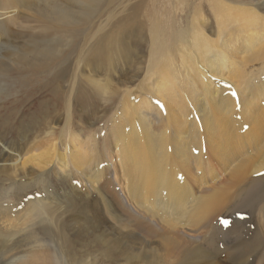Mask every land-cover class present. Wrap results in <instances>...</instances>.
Here are the masks:
<instances>
[{
    "label": "bare ground",
    "instance_id": "obj_1",
    "mask_svg": "<svg viewBox=\"0 0 264 264\" xmlns=\"http://www.w3.org/2000/svg\"><path fill=\"white\" fill-rule=\"evenodd\" d=\"M260 11L223 10L216 21L215 34L195 29L186 52L167 54L166 42L159 33L147 76L135 91L125 92L127 95L115 111H110L114 112L103 127L107 133L104 139L116 143L112 154L103 149L101 153L95 131L73 132L68 115L63 124L48 120L25 153L20 148L1 146L6 150L0 148V172H10L12 178H27L60 167L64 172L60 177L73 184L70 201L46 196L25 201L28 210L24 208L16 219L10 208L0 214L2 256L29 240L26 235L29 227H34L30 220L33 215L40 217L50 211L51 220L59 224L67 214L70 219L76 217L84 222L81 231L63 238L68 255L77 254L76 248L89 240L103 245L109 254L113 244L126 240L129 231L137 232L139 225V241L147 248L155 243L159 256H152V260L139 258V262L124 257L123 264L239 263L225 260L224 255L238 256V246L246 240L234 232L233 244L226 246V231L219 227V221L237 213L233 203L241 195L246 197L241 207L244 211L255 210L264 199V14ZM56 16L57 23L70 21L64 11H58ZM43 61L49 63L50 59ZM116 64L118 67V61ZM89 80L94 84V79ZM224 85L223 90L219 89ZM124 94L120 93L121 99ZM72 106L76 110L80 101L73 100ZM108 181L121 202L110 194ZM80 183H85L87 192L74 187ZM8 192L4 191L5 197ZM93 197L101 211L91 206ZM123 203L132 208L128 217L120 211ZM85 219L93 231L83 228ZM106 225L111 239L103 231ZM254 226L264 240V225ZM185 232L190 233L186 239ZM210 246L215 248L209 251ZM44 248L36 245L20 250L18 260L23 264H66L56 251L57 260L53 262L43 254ZM118 253L123 257V252Z\"/></svg>",
    "mask_w": 264,
    "mask_h": 264
},
{
    "label": "rangeland",
    "instance_id": "obj_2",
    "mask_svg": "<svg viewBox=\"0 0 264 264\" xmlns=\"http://www.w3.org/2000/svg\"><path fill=\"white\" fill-rule=\"evenodd\" d=\"M227 9L232 13L237 10H261L260 13L264 14V0H0V148H20L25 153V148L31 145L34 137L43 132L48 120L55 119L63 124L69 116L73 132L84 134L87 132L85 130L95 131L101 153L103 154V149L112 154L116 143L104 139L107 133L103 127L105 128V123L123 98L135 91L141 84L139 82L144 81L147 76L156 36L162 33L167 54L172 51H189L195 29H205L208 35V32L215 34L216 21L222 11ZM58 11L68 13L70 21L57 23ZM43 58L46 61L50 59L49 63L44 62ZM40 61L42 62L39 63ZM117 61L118 67H115ZM119 62L125 64L126 71ZM111 63L115 64L111 66ZM135 69L139 76L134 73ZM245 71L247 70H242L243 73ZM132 77L135 79H131ZM89 79H94V84ZM225 85L219 89L223 90ZM54 91L56 96L53 95ZM120 93H125L122 99ZM73 100L80 101L77 111L72 106ZM105 108L109 109L106 111ZM62 172L58 167L47 174L27 178L22 175L12 178L10 172H0V214L10 208L12 213H16L12 217H19L24 208L28 210L25 201L44 199L46 196L70 201L73 184L70 179L60 177ZM72 181L76 183L75 178ZM109 182L107 188L110 194H115V199L121 202L120 195ZM84 184H75L74 187L87 192ZM1 191H9V195L5 197ZM92 199L91 206L101 211L98 200L95 197ZM244 199L246 197L241 195L234 201L233 208L237 213L223 217L219 221V227L226 231L223 238L226 246L233 244L231 241L234 232L242 235L240 237L247 243L238 246L239 250L235 255L240 252L241 256L239 254L233 257L227 253L225 258L223 254L222 256L227 261H240L237 264H264V240L254 226L264 225V199L257 207L259 210L256 208L253 211L241 209ZM119 208L126 217L132 213L128 203L121 204ZM47 213L31 217L34 227H29L26 235L30 236L28 241L23 240L22 245L12 247L5 257L2 256L4 247L0 248V264H23L22 260H18L22 256L18 254L20 250L32 249L36 245L44 246L43 254L53 262L57 260L54 253L56 251L66 264H123L124 257L139 262V258L152 260L159 256L155 251L158 248L155 243L152 248H147L144 242L139 241V225L137 232L129 231L126 233V240L113 244L109 254L103 250V245L89 240L90 242L81 243L79 249L76 248L77 254L68 255L63 238L72 237L79 229L81 231L84 222H79L76 217L70 219L67 214L61 219L62 224H59L56 219L51 220L50 211ZM85 223L83 228H87L89 232L94 230L87 220ZM44 227L47 230H42ZM103 231L109 234L107 239L112 238L109 226L106 225ZM185 235L190 236V233L185 232L184 239L187 238ZM207 248L211 251L215 246ZM254 251L258 253L256 256L253 255ZM118 252H123V257ZM228 257L231 259L228 260Z\"/></svg>",
    "mask_w": 264,
    "mask_h": 264
},
{
    "label": "snow or ice",
    "instance_id": "obj_3",
    "mask_svg": "<svg viewBox=\"0 0 264 264\" xmlns=\"http://www.w3.org/2000/svg\"><path fill=\"white\" fill-rule=\"evenodd\" d=\"M233 95H235V93H234ZM223 223H224V221H223ZM224 224H225V223H224ZM225 226H227V225H225Z\"/></svg>",
    "mask_w": 264,
    "mask_h": 264
}]
</instances>
